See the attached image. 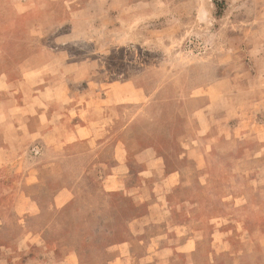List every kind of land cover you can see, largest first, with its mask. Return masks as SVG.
<instances>
[{
    "label": "rangeland",
    "instance_id": "rangeland-1",
    "mask_svg": "<svg viewBox=\"0 0 264 264\" xmlns=\"http://www.w3.org/2000/svg\"><path fill=\"white\" fill-rule=\"evenodd\" d=\"M0 52V264H264V0H0Z\"/></svg>",
    "mask_w": 264,
    "mask_h": 264
},
{
    "label": "crops",
    "instance_id": "crops-1",
    "mask_svg": "<svg viewBox=\"0 0 264 264\" xmlns=\"http://www.w3.org/2000/svg\"><path fill=\"white\" fill-rule=\"evenodd\" d=\"M4 61V55L3 52H0V136L2 134H6L8 131H11L9 133L16 131H19L22 129L21 125H19V121L21 120V116H18L16 112L17 108V102H19V93L17 90H19L17 83H14L13 80H5L4 78V72L1 71V66ZM4 91L5 98H4ZM38 115L37 117H41L42 115L40 112H35L34 114L30 115L29 117H33ZM46 130L51 133L52 131H56V129H52L51 127L46 128L45 130L36 129V128H30L28 126L27 128V134L30 137H37L41 136ZM5 136V135H4ZM3 148V147H1ZM0 161H2V157L0 156Z\"/></svg>",
    "mask_w": 264,
    "mask_h": 264
}]
</instances>
